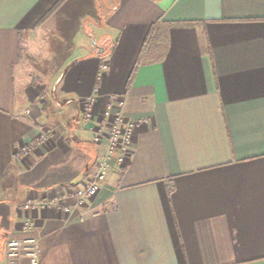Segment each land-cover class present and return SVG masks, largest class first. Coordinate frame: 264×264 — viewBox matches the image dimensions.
I'll return each mask as SVG.
<instances>
[{
  "label": "crops",
  "instance_id": "0c3cea01",
  "mask_svg": "<svg viewBox=\"0 0 264 264\" xmlns=\"http://www.w3.org/2000/svg\"><path fill=\"white\" fill-rule=\"evenodd\" d=\"M96 93L97 120L112 94L148 118L130 157L82 207L24 209L94 176ZM27 219L40 264H264V0H0V264Z\"/></svg>",
  "mask_w": 264,
  "mask_h": 264
},
{
  "label": "built area",
  "instance_id": "2783aa9c",
  "mask_svg": "<svg viewBox=\"0 0 264 264\" xmlns=\"http://www.w3.org/2000/svg\"><path fill=\"white\" fill-rule=\"evenodd\" d=\"M107 68V63L101 64V70ZM97 93L80 102L82 111V126L92 136V142L98 147L99 155L96 159V172L92 178L83 184L74 186L67 195L50 196L40 200H29L20 204L24 209H58L71 210L74 207L84 206L90 199L97 196L108 174L117 167H122L132 153L136 129L141 123L148 122V118H128L124 112V101L116 94L110 95V103L103 110L101 120L94 114V105ZM30 110H27L29 113ZM55 129H44L40 136L29 145L18 150L15 160H20L38 144L50 139ZM68 198H73L74 203L68 204ZM23 231L29 233L27 237L12 235L5 245V258L11 264L20 263L26 259L28 264H40L42 249L41 239L37 235L35 223L27 219Z\"/></svg>",
  "mask_w": 264,
  "mask_h": 264
},
{
  "label": "rangeland",
  "instance_id": "374dc122",
  "mask_svg": "<svg viewBox=\"0 0 264 264\" xmlns=\"http://www.w3.org/2000/svg\"><path fill=\"white\" fill-rule=\"evenodd\" d=\"M57 55V54H56ZM56 58H57V56H56ZM57 63H58V61H54V60H52V58H51V56H50V53H49V56H48V58H47V62H46V64L47 65H44V66H42V67H40V70L41 71H43L44 72V75H45V79H47L48 81L52 78V77H54V74L56 73V71L58 70V67H57ZM60 76V75H59ZM58 76V77H59ZM58 77H57V79H58ZM56 79V80H57ZM55 83V82H54ZM54 83H52V84H54Z\"/></svg>",
  "mask_w": 264,
  "mask_h": 264
},
{
  "label": "trees",
  "instance_id": "16d2710c",
  "mask_svg": "<svg viewBox=\"0 0 264 264\" xmlns=\"http://www.w3.org/2000/svg\"><path fill=\"white\" fill-rule=\"evenodd\" d=\"M59 4H57L49 13H48V15L58 6ZM43 20H45V18L44 19H42V22H43Z\"/></svg>",
  "mask_w": 264,
  "mask_h": 264
},
{
  "label": "water",
  "instance_id": "95a60500",
  "mask_svg": "<svg viewBox=\"0 0 264 264\" xmlns=\"http://www.w3.org/2000/svg\"><path fill=\"white\" fill-rule=\"evenodd\" d=\"M100 49H99V53H101L102 51H103V48H101V47H99Z\"/></svg>",
  "mask_w": 264,
  "mask_h": 264
}]
</instances>
